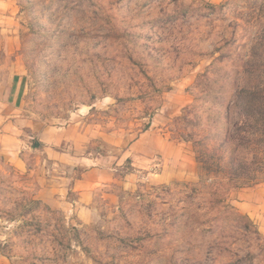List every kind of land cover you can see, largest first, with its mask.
<instances>
[{"label":"rangeland","instance_id":"obj_1","mask_svg":"<svg viewBox=\"0 0 264 264\" xmlns=\"http://www.w3.org/2000/svg\"><path fill=\"white\" fill-rule=\"evenodd\" d=\"M252 51L264 0H0V264H264Z\"/></svg>","mask_w":264,"mask_h":264},{"label":"trees","instance_id":"obj_2","mask_svg":"<svg viewBox=\"0 0 264 264\" xmlns=\"http://www.w3.org/2000/svg\"><path fill=\"white\" fill-rule=\"evenodd\" d=\"M234 74L235 77L239 75V79L233 80L230 89V95H234L235 112L237 115L244 112L242 127L248 125L247 120L250 114L253 118L251 127L258 130L259 126L264 124V54L252 51L245 65L241 69L234 70ZM243 76L246 79L245 82L241 81ZM232 99L229 97L225 101V110L228 109Z\"/></svg>","mask_w":264,"mask_h":264},{"label":"crops","instance_id":"obj_3","mask_svg":"<svg viewBox=\"0 0 264 264\" xmlns=\"http://www.w3.org/2000/svg\"><path fill=\"white\" fill-rule=\"evenodd\" d=\"M1 84H3V81L0 80ZM0 101V138L2 139L4 131L8 127L2 121L15 109H7L8 106H6L5 101L3 99ZM12 106H14V103ZM239 198L242 212L254 219L258 224L259 230L264 233V182L242 189L239 192Z\"/></svg>","mask_w":264,"mask_h":264}]
</instances>
